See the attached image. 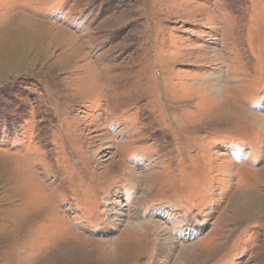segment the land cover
Wrapping results in <instances>:
<instances>
[{"label": "rangeland", "instance_id": "1", "mask_svg": "<svg viewBox=\"0 0 264 264\" xmlns=\"http://www.w3.org/2000/svg\"><path fill=\"white\" fill-rule=\"evenodd\" d=\"M263 126L264 0H0V264H264Z\"/></svg>", "mask_w": 264, "mask_h": 264}, {"label": "bare ground", "instance_id": "2", "mask_svg": "<svg viewBox=\"0 0 264 264\" xmlns=\"http://www.w3.org/2000/svg\"><path fill=\"white\" fill-rule=\"evenodd\" d=\"M27 20H29V21H33V20H31V19H29V18H27V17H25ZM240 108V107H239ZM242 114V113H241ZM259 120V119H258ZM261 121V120H260ZM263 124V123H262ZM264 127V126H263ZM39 185H41L40 183H39ZM50 205V204H49ZM48 207V206H47ZM50 207V206H49ZM128 227H134V226H132V225H127ZM157 226V225H156ZM129 233V232H128ZM74 235L75 236H79L80 234H78V233H76V232H74ZM137 243V242H136ZM197 257V256H196ZM199 258V257H198Z\"/></svg>", "mask_w": 264, "mask_h": 264}, {"label": "trees", "instance_id": "3", "mask_svg": "<svg viewBox=\"0 0 264 264\" xmlns=\"http://www.w3.org/2000/svg\"><path fill=\"white\" fill-rule=\"evenodd\" d=\"M2 96H4V95H2ZM5 96H10V95H9V93H7ZM243 142H244V141H243ZM193 200H194V199H193ZM193 200H192V201H193ZM192 201H191V202H192Z\"/></svg>", "mask_w": 264, "mask_h": 264}]
</instances>
